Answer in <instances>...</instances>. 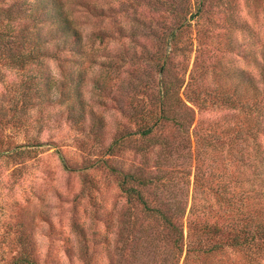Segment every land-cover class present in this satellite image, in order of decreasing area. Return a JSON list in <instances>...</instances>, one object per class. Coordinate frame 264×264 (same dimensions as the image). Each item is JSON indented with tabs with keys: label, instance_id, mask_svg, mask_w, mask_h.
Returning a JSON list of instances; mask_svg holds the SVG:
<instances>
[{
	"label": "rangeland",
	"instance_id": "374dc122",
	"mask_svg": "<svg viewBox=\"0 0 264 264\" xmlns=\"http://www.w3.org/2000/svg\"><path fill=\"white\" fill-rule=\"evenodd\" d=\"M66 2L87 50L81 62H64L67 72L83 74V111L61 97L65 79L57 60L43 66L45 77L53 76L51 92L26 98L20 68L0 60V264L22 258L28 264H264L231 248L205 254L197 248L203 234L187 227L189 216H226L233 189L250 187V169L231 141L242 116L221 98L244 96L249 78H261L264 0ZM182 21L187 27L171 42ZM164 52V83L182 100L170 115L184 128L163 121L149 152L139 150L149 141L129 137L107 154L116 139L139 129L133 116L145 102L157 108L163 84L156 63ZM39 81L44 86L46 80ZM261 141L264 154V136ZM17 150L33 152L17 158ZM112 165L167 177L166 186L145 196L184 209L182 252L165 233L155 240L153 229L141 231L147 222L138 208L127 212Z\"/></svg>",
	"mask_w": 264,
	"mask_h": 264
},
{
	"label": "trees",
	"instance_id": "16d2710c",
	"mask_svg": "<svg viewBox=\"0 0 264 264\" xmlns=\"http://www.w3.org/2000/svg\"><path fill=\"white\" fill-rule=\"evenodd\" d=\"M198 11L201 13L200 5ZM184 27H187V23L182 21L171 31L169 35L171 42L178 40L177 32ZM96 36L104 42L103 32L97 33ZM86 55L82 32L75 25L66 0H0V60L22 71L25 78L22 85L26 86L22 97L26 98L31 94L42 97L51 92L53 76L48 73L45 77L43 66L53 59L61 65V74L65 79V82H62L61 97L75 106L79 105L83 111L85 108L81 90L83 74L77 75L75 70L67 72L64 62L77 57L81 62L80 58ZM167 56L166 52L162 53L156 63V70L162 77L163 84V88L155 97L157 108L151 107L150 101L145 102L142 111L133 116L139 123V129L116 139L109 146L107 154L113 155L116 148L120 149L129 137L149 141L139 147L141 153L149 152L159 143L152 140L151 135L163 121H172L179 125L178 127L184 128V123L177 122L175 117L170 115L177 114L174 107L182 100L179 96L175 97L177 92H174L176 90L174 85L168 86L164 83ZM261 69L260 79L252 77L247 81L246 95H234L233 99L224 96L221 98L224 102L230 99V104L237 110V114L242 116L235 127H232L231 141L236 149L241 151L240 160L250 169L245 178L250 187L246 189L244 185H237L240 190L233 189L227 201L228 209L225 208L226 216L223 214L216 218L209 215L201 216L198 221H192L189 216L187 227L203 234V237L199 238L201 241H198L197 248L205 254L224 253L225 248H231L245 260H264V154L261 141V136H264V64ZM39 79L46 80L44 86H41ZM74 104L72 108H76ZM78 119L79 121L84 119L82 112L78 114ZM100 128L101 126L98 130ZM32 152L17 150L12 156L20 158L29 156ZM110 168L120 177L119 185L127 199L129 209L127 212L131 214L138 208L147 222L141 225V231L147 233L150 228L153 229L155 240L157 235L165 233L172 239L174 247L182 252L181 244L185 241L184 209L178 202L173 206L154 204L145 196V190H155L160 185L166 186L167 177L165 175L144 177L142 174L124 172L116 165ZM236 182L238 183V180ZM243 182L244 180L240 181ZM211 208L209 207V213H212ZM132 224L133 227L137 226L136 222ZM20 260L17 264H28L26 258Z\"/></svg>",
	"mask_w": 264,
	"mask_h": 264
}]
</instances>
